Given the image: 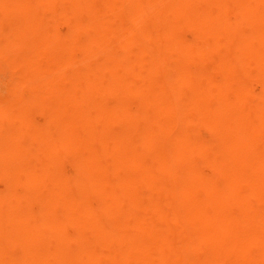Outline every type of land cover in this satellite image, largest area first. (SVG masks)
Instances as JSON below:
<instances>
[{"label":"bare ground","instance_id":"bare-ground-1","mask_svg":"<svg viewBox=\"0 0 264 264\" xmlns=\"http://www.w3.org/2000/svg\"><path fill=\"white\" fill-rule=\"evenodd\" d=\"M0 264H264V0H0Z\"/></svg>","mask_w":264,"mask_h":264}]
</instances>
